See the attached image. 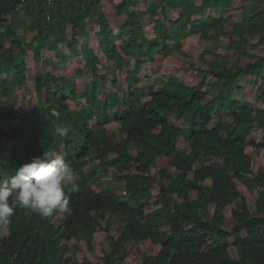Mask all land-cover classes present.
Segmentation results:
<instances>
[{
  "label": "trees",
  "instance_id": "16d2710c",
  "mask_svg": "<svg viewBox=\"0 0 264 264\" xmlns=\"http://www.w3.org/2000/svg\"><path fill=\"white\" fill-rule=\"evenodd\" d=\"M138 1L113 2L116 15H126L115 28L99 12L103 0H0V180L9 179L33 158L43 159L45 151L56 150L79 183V191L68 194L70 215L42 218L15 207L6 236L0 232V264H65L68 241L78 240L83 232L91 244L106 207L126 220L120 239L104 256L106 264L122 260L130 240L149 239L160 249L138 264H264V164L254 168L247 152L250 143L264 146L253 141L256 123L264 131V107L236 97L242 90L240 77L264 78V55L251 52L264 46V0H240L238 14L231 11L237 0H144V6L136 8ZM146 16L151 18V36ZM92 23L99 25V51L123 70L126 88L117 77L99 74L95 48L81 49ZM192 35L200 45L211 47L204 55L219 56L217 48H235L249 55L250 62L219 67L202 60L208 65L203 67L192 61L183 66L184 76L172 73L160 77L158 85H137L145 64L156 55L187 57L183 44ZM29 51L36 65L54 68L69 54L86 52L88 68L77 69L74 77L40 74L39 102L16 115L12 96L15 89L28 88ZM48 53L55 59H48ZM86 71L98 88L77 91ZM257 90L264 102V86ZM69 100L79 108L73 111ZM173 114L186 118L187 125L173 124ZM113 122L119 126L118 136L108 130ZM58 127L68 128L69 135L58 136ZM181 137L187 151L178 149ZM159 157L170 170L176 169L177 183L161 184L159 193L148 200L154 181L150 167ZM110 176L124 182L129 194L94 187ZM239 183L256 193L255 211L241 195ZM234 202L239 205L228 214ZM159 204L151 215L153 205ZM159 217L168 229H162ZM74 246L79 250L78 243ZM230 247L236 249V257ZM83 264L100 263L84 258Z\"/></svg>",
  "mask_w": 264,
  "mask_h": 264
},
{
  "label": "rangeland",
  "instance_id": "374dc122",
  "mask_svg": "<svg viewBox=\"0 0 264 264\" xmlns=\"http://www.w3.org/2000/svg\"><path fill=\"white\" fill-rule=\"evenodd\" d=\"M119 0H103V3L101 7L99 8V12H104L105 16L110 20V22L113 24L115 28L118 27L119 22L124 21L126 18V15H120L117 16L114 8H113V2H118ZM240 1V0H237ZM136 8H142L144 6V0H139L137 2ZM235 4H238L236 9L231 10L234 13H240L238 9L243 7L241 1L235 2ZM242 5V6H240ZM99 13V14H100ZM171 15L177 16L176 12H172ZM144 21L148 22L146 25V30L148 32V35L151 36L153 33L150 31L152 22L151 18L149 16H146L143 18ZM116 25V26H115ZM99 29V25L97 23H92L89 27V35L87 39L82 40L81 49H84L86 46H90L95 48L97 53L100 55V67H99V74L108 73L110 76L117 77L119 82H121V85L124 88H126V83L124 82V72L123 70L118 69L113 62H109L106 60L104 54L99 51V43L98 40L95 37V31ZM32 38V34H28V37H26V40L29 41ZM215 41H218L214 38ZM227 40L222 39L220 41V44H223L224 41ZM120 43V42H118ZM217 44V43H216ZM219 46V44H217ZM62 48L66 50V52H69L67 47L64 45ZM211 47L208 45H200L197 40L196 35H192L184 40L183 44V50L188 55L187 57L182 56H168V57H161L159 55H156V58L154 61H148L142 71L139 75V80L137 82V85H143L145 87H149L150 84H159V78L162 76H166L172 73H177L180 76H184L183 66H186L190 62H196L200 66L208 67L206 63H215L219 67H237L239 64L242 63H248L250 62V57L247 54H239V52L235 49H229L225 50L223 47H220L219 49H216V52H218L219 56H213L211 54H202L204 49H210ZM215 50V49H214ZM249 51V50H248ZM252 53H259L261 55H264V46H257L253 50H251ZM55 55L53 53H48L47 57L50 60H54ZM86 52L83 54L72 55L69 54L67 59L57 68H54L51 64H41L36 65V62L33 58V53L28 52L27 55V64L29 66L28 69V88L27 90H21V89H15L13 97V101L11 103L12 110L16 115H19L23 110L32 108L33 106L37 105V103L40 100V96L38 94V91L36 90V84L38 82V76L40 74L45 75L47 72L55 73L58 76H68V77H74L76 74V70L81 68L86 70L88 68V60L86 59ZM203 57V59L201 58ZM46 57V58H47ZM206 62V63H204ZM103 65H106L105 67ZM102 66V67H101ZM201 75V73H199ZM92 76L90 72L86 71L82 74V76L78 79L77 83V91L82 90L85 88L88 89H97L98 85L93 84L91 82ZM41 82V81H40ZM189 82L195 83V80L190 79ZM239 84L242 87V90H240L236 97L240 101L247 102L252 101L255 107H264V102L260 99L259 96V90H257L258 86H264V78H253V77H240ZM112 90L116 91V88L109 84V87ZM121 94V93H119ZM211 96L210 93L207 94V97L205 100H207ZM205 102V101H204ZM69 104L72 108V110H76L79 108V105H76V103L73 100H69ZM217 113L213 109L214 117H217ZM91 116H93L94 112L92 111ZM170 120L173 124L180 126V125H187L186 118L178 119L174 114L170 116ZM255 130L253 132V141L257 144L264 142V131L263 129L258 126V123L255 125ZM108 130L110 133L115 134V136H118V124L113 122L107 125ZM9 145V144H8ZM177 146L179 150H188L187 144L184 141V139L181 137L179 138V141L177 142ZM133 150L135 151V148L133 147ZM247 152L250 154L252 162L254 163V168H258L259 165L264 164V146H253L251 143L247 147ZM156 165L151 168L152 176L154 177V181H152V188L147 193V199L152 200L154 199L155 195L159 193V186L161 184L167 185L169 183L175 185L177 183L176 181V169L172 168L169 169L168 165L166 164V160L164 157H159L157 159ZM88 171V169H87ZM166 171V172H165ZM168 174H171V177L168 176ZM97 183V184H96ZM94 187L96 189H100L102 187H107L114 189L119 194L127 193V190L125 189L124 182H120L114 179L113 176L105 177L96 182ZM239 190L243 197L247 199V201L252 205L251 210L255 211V192H250L248 188L243 185L242 183H239ZM129 194V192L127 193ZM193 198H195V193L192 194ZM174 197L177 199L176 192L174 193ZM239 204L237 202L232 203L229 205V212L231 209H234ZM160 207L159 205H153L151 208L150 214L152 215L153 212L157 211V209ZM158 222L161 221L162 229H168L169 227L167 224L163 221V217H159L156 219ZM126 226V220L123 217V214L120 212L113 211L111 207H106L103 211V215H101L98 218V222L95 224V230L91 234V244H89L86 239L84 238L83 232H80L79 239L78 240H69L68 241V248L63 252V258L66 260L65 264H83L84 258H88L92 262H99L100 264H106V261L104 260V256H106L108 253L112 250V244L114 241H117L120 239L121 234L125 230ZM1 236L5 237L7 234V226L2 225L0 228ZM78 243V246L80 247L79 250H77L74 246V244ZM160 249V245L153 241L152 239L141 241V240H130L126 243L124 246V255L123 259L117 261V264H138L141 263L144 260V257L146 255H156ZM230 252L233 257L237 256V251L234 247H230Z\"/></svg>",
  "mask_w": 264,
  "mask_h": 264
},
{
  "label": "clouds",
  "instance_id": "9594fccd",
  "mask_svg": "<svg viewBox=\"0 0 264 264\" xmlns=\"http://www.w3.org/2000/svg\"><path fill=\"white\" fill-rule=\"evenodd\" d=\"M55 133L67 137L69 129L58 127ZM78 191L76 174L65 157L56 150L45 151L43 159L33 158L9 179L0 180V225L10 222L17 205L42 218L70 215L68 194Z\"/></svg>",
  "mask_w": 264,
  "mask_h": 264
},
{
  "label": "built area",
  "instance_id": "2783aa9c",
  "mask_svg": "<svg viewBox=\"0 0 264 264\" xmlns=\"http://www.w3.org/2000/svg\"><path fill=\"white\" fill-rule=\"evenodd\" d=\"M23 2H25L26 0H22Z\"/></svg>",
  "mask_w": 264,
  "mask_h": 264
}]
</instances>
